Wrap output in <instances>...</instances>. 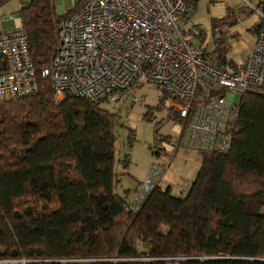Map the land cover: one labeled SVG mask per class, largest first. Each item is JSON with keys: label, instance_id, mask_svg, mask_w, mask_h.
<instances>
[{"label": "trees", "instance_id": "16d2710c", "mask_svg": "<svg viewBox=\"0 0 264 264\" xmlns=\"http://www.w3.org/2000/svg\"><path fill=\"white\" fill-rule=\"evenodd\" d=\"M256 8L264 16V0ZM18 13L39 70L55 52L61 16L49 0ZM235 23L228 11L212 22L213 50L204 57L219 70L238 67L224 31ZM263 26L260 18L251 31ZM37 81L36 95L0 103V264H264L255 260L264 259V90L240 95L230 148L200 153L183 197L157 186L135 212L115 169L117 113L85 98L54 104L47 82ZM171 100L163 94L156 109ZM162 140L154 130V158ZM235 177L252 178L254 189L241 192Z\"/></svg>", "mask_w": 264, "mask_h": 264}, {"label": "built area", "instance_id": "2783aa9c", "mask_svg": "<svg viewBox=\"0 0 264 264\" xmlns=\"http://www.w3.org/2000/svg\"><path fill=\"white\" fill-rule=\"evenodd\" d=\"M14 1L19 12L40 0ZM190 1L84 0L77 6L72 1L55 24V52L39 70L20 19L0 15V22H16L15 28L0 31V103L36 95L38 78L47 82L54 104L75 97L111 106L121 96L138 103L131 87L142 78L139 87L150 84L158 98L171 96L166 108L179 117L177 136L169 143L173 153L180 148L202 154L227 151L240 109L234 96L264 90V26L235 70H219L202 47L185 37ZM8 2L0 0V10ZM190 31L204 35V29ZM166 167L151 162L132 199L135 212L159 186Z\"/></svg>", "mask_w": 264, "mask_h": 264}, {"label": "crops", "instance_id": "0c3cea01", "mask_svg": "<svg viewBox=\"0 0 264 264\" xmlns=\"http://www.w3.org/2000/svg\"><path fill=\"white\" fill-rule=\"evenodd\" d=\"M246 1L247 3H244L242 0H208L207 2L209 26L212 25V22H214L215 20L224 18L227 14V11L232 13L234 16L236 23L231 25L230 27H226L224 31L227 36V43L231 48L229 58L237 64L242 62L248 50L250 49L256 35L251 30L253 27H255V25L258 24L260 18H262L260 16V12L256 8L260 0ZM197 2L198 0H196L195 6L191 10V14L189 15L190 17L196 11ZM240 9H244V13H246L247 10L250 9L251 11H253V13L246 17H242L238 12ZM191 26H198V23H191L189 28L184 29L186 30L185 37L189 39L190 37L188 35L187 29H191ZM233 36H235L236 38H233ZM202 38L204 40L202 39L198 43L193 42V44L202 47L204 51L210 53L213 50V46L211 43V28L204 32ZM139 89L146 90V92L150 95V98L153 92H155L156 100H154V97L153 100L150 98H148L147 100H140L138 104L133 102L132 106L130 107L131 109L127 115V124L130 132H134L135 135L132 138V140L134 141L130 147L126 146L123 143L117 151V163L115 169L120 176V186L124 190L128 189L130 197H133L139 184L145 178L151 162L157 161L167 166L159 187L162 190L169 189L172 195L174 192L182 188H184V192L186 193L201 165V155L200 153H198L200 159L199 161L195 162L192 167H190V170H186L185 168L184 171L188 172V175L186 176L188 180L186 181L184 187L182 185L178 187L177 184L183 177L179 174V172L173 173L170 169L173 162L172 157L174 156L175 158L181 148L171 154L169 151V143L176 138L179 128L177 124L174 123V120L169 118L170 112L167 108H164L162 110L156 109L158 101L157 92L152 85L143 84ZM134 108H136L135 111L133 110ZM144 116H146L148 121L146 120V118H144ZM154 130L157 131L160 139H166L164 141L162 140L158 144L160 153L158 157L155 158L152 156L151 146L153 144ZM144 133V136L141 135ZM150 134L152 135L150 136ZM136 138L142 139L143 143H137ZM183 150L190 151L186 149ZM126 153L127 163L126 165H124L123 163H121V161L123 160V158H125L124 155ZM179 160L183 162L185 159ZM186 162L187 161L185 160L184 163ZM131 183L134 184V190L130 188Z\"/></svg>", "mask_w": 264, "mask_h": 264}, {"label": "rangeland", "instance_id": "374dc122", "mask_svg": "<svg viewBox=\"0 0 264 264\" xmlns=\"http://www.w3.org/2000/svg\"><path fill=\"white\" fill-rule=\"evenodd\" d=\"M72 1H74L75 6H77L78 4H80L84 0H52L51 1L52 5L54 7V11L56 13V16L58 18L61 16L62 11H67V10H70L72 8ZM207 2H208V0H198L197 5H196V11L191 15V17L189 16V18L187 19V21L183 27L184 29L189 28L191 23H198V26H191V29H195V30H197V28L198 29H204V32H206L208 29L211 28V25L209 26V20H208L209 16H208ZM9 14H13L16 19L17 18L20 19V16H19L18 10L15 6L14 0H9V2L7 4H5L1 7L0 15L2 17H7ZM15 26H16V22L14 20L5 18V20H2L0 22V31L13 29V28H15ZM191 29H187L188 35H189L191 41L194 43L200 42V40L203 39L202 34L200 33L198 35H195L190 31ZM194 39H196V40H194ZM209 46H210V43H209ZM209 54L210 53H207L205 51L206 57ZM142 81H144V80L142 78H140L137 82H135L132 85L131 88L134 90V92L137 93V95L140 98L139 100H147L148 98H150V95L146 92V90L139 89L140 88L139 83H142ZM153 97H154V100H156L155 92H153L150 99L153 100ZM157 99H158V97H157ZM240 99H241V96L239 94H236L234 96L235 104H240ZM132 104L133 103L131 102L130 98L126 97V96H121V98L118 101H116L115 103H113L111 106L101 104L103 108L114 110L113 112H116L117 115L119 116L118 122L120 123V125H118L117 130H116V133H117V139H116V143H115L116 151L119 150V148L121 147V145L123 143L126 146L130 147L131 145L129 143L128 137L133 138V136L135 135L134 132L133 133L130 132L128 124H127V115L131 109L130 107L132 106ZM137 106H139V105H137ZM133 110L135 111L136 108H134ZM146 120H147V118H146ZM141 135L144 136L145 133L141 134ZM151 135L152 134H150V136ZM133 141L131 142V144L133 143ZM136 142L137 143H143V140L136 138ZM182 150L183 149H180L178 151L175 158H174V156L172 157L173 162L171 164V169H170L173 173L179 172V174L183 177L178 182V184H177L178 187H180L181 185L184 187L186 181L188 180V178H186V176L188 175V172L184 171L185 168H186V170H190V167H192L195 164V162L199 161V159H200L198 152L185 151V150L182 151ZM169 151L171 154L173 153L172 148H170ZM171 154H170V157H171ZM179 159H182V160L185 159L187 162L184 163L185 160L183 162H181ZM251 179L252 178H250V177L236 178L235 179V183L237 184L236 188H239V190L241 192L246 188H253L254 189L252 182H251ZM130 188L133 190L135 189L133 183H131ZM184 191H185L184 188H182V189L174 192L173 195L176 197H183L187 193V192L185 193ZM177 259H179V258H177ZM163 264H177V263H174L172 261H163Z\"/></svg>", "mask_w": 264, "mask_h": 264}, {"label": "water", "instance_id": "95a60500", "mask_svg": "<svg viewBox=\"0 0 264 264\" xmlns=\"http://www.w3.org/2000/svg\"><path fill=\"white\" fill-rule=\"evenodd\" d=\"M209 259H212V258H209ZM174 260H196V258H188V259H173ZM257 261H264V259H255Z\"/></svg>", "mask_w": 264, "mask_h": 264}, {"label": "flooded vegetation", "instance_id": "af4514ba", "mask_svg": "<svg viewBox=\"0 0 264 264\" xmlns=\"http://www.w3.org/2000/svg\"><path fill=\"white\" fill-rule=\"evenodd\" d=\"M175 261V260H174Z\"/></svg>", "mask_w": 264, "mask_h": 264}]
</instances>
